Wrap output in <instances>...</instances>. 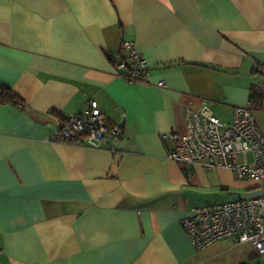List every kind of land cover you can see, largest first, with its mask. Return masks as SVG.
<instances>
[{
    "label": "crops",
    "instance_id": "1",
    "mask_svg": "<svg viewBox=\"0 0 264 264\" xmlns=\"http://www.w3.org/2000/svg\"><path fill=\"white\" fill-rule=\"evenodd\" d=\"M123 40L146 58V81L116 71ZM254 61L264 0H0V84L23 100L0 102V264H262L249 242L194 248L181 219L199 197L248 188L170 159L163 136L203 100L223 120L254 106ZM89 99L120 136L56 140L57 117Z\"/></svg>",
    "mask_w": 264,
    "mask_h": 264
},
{
    "label": "built area",
    "instance_id": "2",
    "mask_svg": "<svg viewBox=\"0 0 264 264\" xmlns=\"http://www.w3.org/2000/svg\"><path fill=\"white\" fill-rule=\"evenodd\" d=\"M126 56L119 58L116 71L127 81H146L149 65L130 40H123ZM251 72L264 75V64L254 61ZM165 87L163 79L156 83ZM264 82L253 87L259 95ZM250 102L234 105L230 120H223L207 106L185 107L182 132L163 133L175 141L168 157L185 166L200 165L206 170L226 168L237 178L258 184L248 189L264 188V133L260 129ZM121 127L110 122L89 99L86 108L74 114L57 117L54 138L59 141L99 147L116 139ZM195 249H204L218 240L231 238L249 242L253 251L264 257V193L250 197H231L221 202H205L191 207L181 219Z\"/></svg>",
    "mask_w": 264,
    "mask_h": 264
},
{
    "label": "rangeland",
    "instance_id": "3",
    "mask_svg": "<svg viewBox=\"0 0 264 264\" xmlns=\"http://www.w3.org/2000/svg\"><path fill=\"white\" fill-rule=\"evenodd\" d=\"M255 75H257V74H255ZM258 76L262 78L261 80L264 79V78H263L264 75H259V74H258ZM215 112L218 113V114H220L218 111H215ZM253 113H254V115H255V117H256V120H257L258 124H259L260 127H261V130L264 132V95H261V96L259 97V99L257 98V100L254 101ZM220 117H221V116H220ZM221 118H222V119H228L229 117H221ZM236 178H237V177H236ZM237 180H238V181L240 182V184H241V185H240V188H241V189H243V188L253 187V186H255V185L258 184L257 181L249 180V179H247V178H237ZM226 193H227V191H226ZM225 198H226V200H229L231 197H230L229 195H226ZM197 202H198V203H195V204H193L192 206H197V205H200V204L204 203L202 197H199V201H197ZM220 202H221V201H220ZM242 247L245 248L246 252L249 250V249H248V245H242V246H240V249H241V250H243ZM255 258H257V259L260 258L261 263L264 264V258L258 256L257 254H256ZM252 262H253V261H252Z\"/></svg>",
    "mask_w": 264,
    "mask_h": 264
},
{
    "label": "trees",
    "instance_id": "4",
    "mask_svg": "<svg viewBox=\"0 0 264 264\" xmlns=\"http://www.w3.org/2000/svg\"><path fill=\"white\" fill-rule=\"evenodd\" d=\"M0 102L1 103H12L17 106H23V100L8 86L0 84ZM61 116L59 113L52 111ZM246 264V263H239ZM259 264V263H255Z\"/></svg>",
    "mask_w": 264,
    "mask_h": 264
},
{
    "label": "water",
    "instance_id": "5",
    "mask_svg": "<svg viewBox=\"0 0 264 264\" xmlns=\"http://www.w3.org/2000/svg\"><path fill=\"white\" fill-rule=\"evenodd\" d=\"M264 193V188L260 189H247L241 192L234 193L232 197H250Z\"/></svg>",
    "mask_w": 264,
    "mask_h": 264
}]
</instances>
